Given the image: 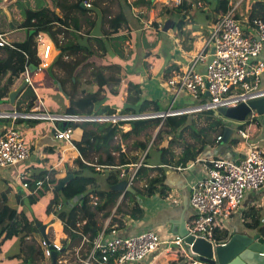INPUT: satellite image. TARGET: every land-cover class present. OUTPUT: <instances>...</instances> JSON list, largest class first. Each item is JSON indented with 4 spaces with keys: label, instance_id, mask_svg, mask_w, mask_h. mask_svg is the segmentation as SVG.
<instances>
[{
    "label": "crops",
    "instance_id": "0c3cea01",
    "mask_svg": "<svg viewBox=\"0 0 264 264\" xmlns=\"http://www.w3.org/2000/svg\"><path fill=\"white\" fill-rule=\"evenodd\" d=\"M218 1H204L203 11L198 12L193 19H190V16H188L184 20L186 25L183 30H180L177 28V24L181 22L178 19V15L167 14L166 10L170 8L157 5L152 0H98L99 4L95 10L94 0H86L81 6V10L77 8L79 0H0V34L4 35L6 41L11 44L30 43V50L26 58L32 66V69L29 66L32 86L19 96L16 104H10L8 101L9 95L0 100V131L6 124H14L22 132L25 143L31 150V158L25 163L20 164L16 168L0 169V181L8 188V193H6L8 204L12 208L25 210L30 218L40 220L45 218L51 222L52 216L48 217L47 206L54 197L53 193H46L44 197L38 198L34 205H30L27 199L29 195L27 190L21 188V191L14 192V176L16 175L17 177L19 173L25 172L28 175L30 174L29 177H33L37 174L53 171L54 179H57L59 182L69 174V171L79 170V165L76 163L78 158L88 166L97 163L98 160L106 159L105 150L98 143L94 145H88V142L82 144L81 148L85 151V155L82 156V153L77 148L56 140L54 137L55 127L64 129L68 122L82 124L87 131L100 134L101 130L108 124L117 123L121 119H127L124 117H108L104 113L94 115L93 117L72 116L68 114V109L71 107L70 95L78 94L80 96L97 89V85L91 76L93 72L91 64L95 63L101 66L107 65V62H109V65L110 63L122 65L124 69L120 73V76L124 79L128 78L119 87H106L109 93L102 107L109 106L120 110V107L122 108L126 104L129 81H133L138 83L142 91L141 101H154L157 104H161L166 111L169 110L174 102L173 106H179L181 112H184L188 107L200 108V101H197L198 105L193 103V101L189 100L187 93L180 95L176 99V93L165 82L169 78L166 75V70L169 67H173L172 72L184 71L189 66L191 57L198 51H201L205 44H207L211 37L212 29L218 23L221 16L224 15L217 13ZM243 1L237 0L234 2L230 0L229 7L230 10L234 11V17L246 28L247 23L250 21L252 8L258 2H261V0H245V3ZM85 3L93 5L90 12H83L87 8ZM25 7L34 11L43 8L56 10V13L60 16V20L53 24V32L57 33L55 34V39L59 45H78L75 47L76 50L78 49L75 54H71L70 56L67 54L62 55L59 45L51 37L52 41L48 34L32 37L30 33L33 30L23 27L26 21L23 15ZM111 11H117V15L123 11L128 21V24H123L120 29L121 32L118 35L106 33L110 29L109 21L112 17L109 15V12ZM117 15H114L113 18ZM169 18H171L170 21L174 30L168 31L165 29V22ZM215 20H217V23H215ZM203 28L206 32L200 34ZM147 29L155 31L156 34L153 36V39L159 42L161 40V48L159 46L157 55H153L151 51L145 49L136 40ZM248 32L249 34L252 33L250 30ZM186 34H189V38L192 39L191 42L187 43V47L191 45L189 50L184 47L185 40L188 38ZM206 36L207 39L205 38ZM30 38H32V43L28 41ZM119 38L121 40H118ZM45 45L52 46L50 53L52 64L49 69L41 68V64L44 61ZM1 49L0 60H5L8 57V52L6 48ZM86 49L88 52L89 50L93 51V56L90 57ZM182 49L183 51H181ZM60 59L63 64H70V67L67 68L65 66V69L59 66L57 63ZM258 60L264 62V50ZM255 64L256 62H253L252 67ZM72 68H74V71ZM196 71L203 73L204 67L199 65ZM68 73L70 76L73 74L77 79L74 78V82L71 81ZM104 73L110 75L108 70H105ZM78 79H81L82 82L78 83ZM23 80V76L19 80L15 79L14 84L10 87L11 92L16 90ZM60 81H64V83L62 84ZM110 90H113V92ZM115 91L118 94H114ZM260 91H264V72L262 74ZM104 94L106 95V93ZM155 114L153 107H151L144 115L146 116L144 118L154 116ZM209 116L214 119L209 124V128L215 122V117L223 122V119L215 113L214 115L208 114L206 119ZM190 119L193 120L194 117L191 116ZM223 126V128L218 129L219 134L216 138L210 136L211 129L205 133L207 136L200 135L202 140L206 142V147L198 144L196 140L192 142L197 143L198 148L203 150L197 160L187 167L162 165V153L158 148L163 145L160 146V142H158L156 148H152L148 153L146 159V163L148 164L146 167L151 170L148 172L151 177L159 174L156 169L162 168V174H164L165 178L164 183L168 187L170 195L168 197H159L157 195L153 197H140V203L145 211L143 220L139 222L130 220L125 229L121 231L116 230L113 234L106 232V229L111 224L116 208L107 207L105 210L100 211L95 218L96 225L91 226L92 231L97 233L96 238L107 240L110 237L132 236L152 229L159 231L164 237L179 235L178 229L180 228L181 221L184 220L187 224L194 215L190 205L191 186L205 175L211 160L218 158L243 159L251 148H258L264 151V124L258 118L252 123L247 122L243 125L245 126L243 131L248 135L246 139L240 134V129L233 126L234 129H237V135L234 134L230 141L237 140L236 145L230 144V141L226 144L223 142H220L221 144L217 143L218 136L224 134V122ZM132 128L133 125L131 124L120 126V135L115 139L113 145L115 146L119 143L128 158L140 156V161H143L144 155L148 150L142 152L141 149L136 147V143H144L147 135H151L152 140H154L160 127L155 129L152 134L149 131L152 130L151 128L139 134H131L129 137L123 138L122 135L132 130ZM82 134V129L74 130V140L81 142L83 139ZM151 145L152 142L149 143L147 149ZM166 145L167 142L164 146ZM173 151L175 152V159H179L183 149L179 153L176 152V149H173ZM113 156L118 157V153L113 152ZM112 175L108 172L107 174L98 176V178L105 176L108 178L110 184H115L117 181L114 176L111 177ZM140 183L143 186L144 181ZM12 194L15 202L14 205H11V201H13L11 200ZM122 196L119 199L118 205L124 199V196ZM175 200L178 201L177 204L174 203ZM42 201H45L47 205L43 204L40 207L38 203ZM97 202L98 200L92 202L90 205L94 208ZM263 202L264 188L259 192H249L246 194L239 211L235 214L232 221L237 216H240L241 220H243V212L252 207L260 209L263 215L264 208H258ZM35 206H37V209L34 211L33 208ZM92 210L94 211V209ZM92 210L90 209V212ZM107 211H111L112 213L106 219L103 215ZM262 219L264 220V216H262ZM244 226L247 232L239 231L234 226L233 228L229 227L230 234L237 232L246 234L252 231L260 233V230L254 229L253 226L245 225V223ZM6 242H1L0 245V264H5L6 258L10 261L18 256L5 254L3 247ZM184 254H186L185 250L159 249L142 264H188L189 259L180 262ZM21 256H24L23 252ZM35 264H47V259H37Z\"/></svg>",
    "mask_w": 264,
    "mask_h": 264
},
{
    "label": "trees",
    "instance_id": "16d2710c",
    "mask_svg": "<svg viewBox=\"0 0 264 264\" xmlns=\"http://www.w3.org/2000/svg\"><path fill=\"white\" fill-rule=\"evenodd\" d=\"M86 0H79L77 8L81 10L82 4ZM206 0H184L182 6L178 9H167L166 13L171 15H178V19H182L177 24V28L183 30L186 23L184 20L190 16L193 19L196 14L203 11V2ZM229 1L230 0H219L218 1V14L222 15L229 12ZM236 2L237 0H233ZM245 3V0L243 1ZM242 3V4H243ZM201 4V6L199 5ZM199 5V7H198ZM91 6H93L91 4ZM23 15L26 18L23 27L29 28L34 31L32 37L36 35H49L55 41V34L53 32V24L60 20V16L56 13V10L47 8L32 10L25 7ZM91 8L83 12H90ZM257 18H264V2H258L250 13V22ZM217 23V20H215ZM110 29L106 31L109 35H118L121 31L123 24H128L125 13L122 11L115 18L111 19ZM155 24V22H154ZM188 37L185 40L184 47L190 49L191 45L187 47V43L191 42L192 39ZM118 40H121L119 38ZM57 42V41H56ZM59 45V43L57 42ZM103 44V43H102ZM78 46V45H77ZM77 46H65L59 45L60 50L63 54L71 55L75 54L78 50L75 49ZM14 48H6L8 57L5 60H0V100L7 97L11 93L10 87L14 84L15 79H20L24 75L26 66H30V62L26 58V55L30 50V43H16L13 44ZM1 49V48H0ZM2 50V49H1ZM85 51V50H83ZM88 55L93 56V51L86 49ZM150 54V53H149ZM148 54V55H149ZM66 69L70 67V64H63L60 59L57 63ZM56 64V65H57ZM93 72L91 76L94 79L97 89L90 91L82 95L74 94L71 97V107L68 109V114L72 116L82 117H93L98 114H105L108 117H140L147 113V111L153 107V111L156 113L154 116L148 118L138 119H121L117 123H110L104 127L100 134L97 132H90L82 124L68 122L67 127L74 130L82 129V141L77 142L74 140L75 147L85 155V151L81 148L82 144L88 142V145L99 144L101 148L105 150L107 155L105 160H98L95 165L105 166L104 170L97 172L93 166H88L83 163L79 158L76 163L79 165V170L69 171V174H73L74 178L65 186L63 191H56L55 186L58 185V180L54 179V172H46L43 174H37L31 178H28L30 189L34 190L36 182L44 179L46 175H50V181L44 184V186L34 195L28 196L30 205H34L38 198L44 197L46 193L52 192L54 197L48 203L47 214L48 217L52 216L51 222L47 225V236L51 244H60L61 251L57 256V264H84L90 257L94 249V241L97 233H94L91 226L96 225V215L105 210L107 207L112 209L116 208V212L112 216V221L106 232L111 233L114 230L121 231L128 225V221H141L145 217V211L140 207L138 200L141 196L153 197L155 195L161 197H168L170 191L165 185V178L162 168L156 169L159 174L151 177L149 170L146 165V159L148 153L152 148H156L157 143L160 141H166L167 145L159 147L158 150L162 153L161 164L170 167H187L189 164L197 160L203 149L198 148V144H202L206 147V142L202 140L197 132L195 133L197 143H186L179 159H175V152L173 148L175 145L180 143L183 132L190 127L189 122L192 121L189 115L181 114L175 116H168L165 120L158 114L163 113L165 110L161 104H157L154 101H141L142 91L138 83L129 81V87L127 91L126 104L120 110L113 109L109 106L102 107L107 94L109 93L106 87H119L122 82L128 80L120 76L123 71V66L107 62V65L98 66L95 63L91 64ZM74 71V68H72ZM105 70L110 72V75L104 73ZM72 71V72H73ZM173 67H169L166 70V75L171 77ZM69 79L74 82V78L77 79L73 74L68 73ZM89 77V76H88ZM62 84L64 81H60ZM29 88V87H28ZM113 92V90H110ZM86 92V91H85ZM106 93V95L104 94ZM113 94V93H112ZM114 94H118L115 91ZM205 100L199 102L200 105L204 104ZM32 105V104H31ZM30 105V106H31ZM102 107V109H100ZM209 115H214L212 111H204ZM210 127L211 130H218L223 128L222 120L215 117ZM133 125L132 130L127 131L122 135L123 138L129 137L131 134H139L148 129H159L155 140L152 142V136L147 135L144 143L137 142L136 147L141 149L142 152L147 151L142 166L138 169L134 178V183H140L144 181L141 188L134 186L136 195L127 192L124 195V199L120 205H118L119 199L122 193H103L97 191L98 189V176L112 172L116 181L120 180L125 169H128L132 164L140 163V156H134L128 158L123 152L121 145H113L116 138L120 135V126ZM64 128V129H66ZM178 132L176 136H170L173 132ZM152 142L149 149L148 145ZM230 144L236 145L237 140H231ZM113 152L118 153V157L113 156ZM109 167V168H108ZM88 171L86 174L85 172ZM51 186V187H50ZM61 196L65 201L61 200ZM74 200H77L73 202ZM94 208L90 205L92 202L97 201ZM90 209L92 212H90ZM111 211H107L103 216L109 218ZM243 221L245 223L248 220L251 221V226L254 229H259L260 233L264 236V224L260 216V209L251 208L249 212H243ZM37 219L30 218L25 210H18L12 208L8 204L7 194L3 193L0 199V245L1 242L12 239L13 237H21L22 251L24 254V264H35L37 259H47V264H52V257L47 255L46 247L40 246L34 239V234H40L36 225ZM41 223V222H40ZM248 224V223H247ZM32 237L33 243H28L27 239ZM232 237L230 229L225 224H216L214 240L218 243L225 244ZM87 239V240H86ZM44 242V240H43ZM101 257L100 252L95 251L90 261L92 263L93 258L99 260ZM187 259L186 254L182 255L180 262ZM113 263V261H111Z\"/></svg>",
    "mask_w": 264,
    "mask_h": 264
},
{
    "label": "built area",
    "instance_id": "2783aa9c",
    "mask_svg": "<svg viewBox=\"0 0 264 264\" xmlns=\"http://www.w3.org/2000/svg\"><path fill=\"white\" fill-rule=\"evenodd\" d=\"M183 1L152 0L153 3L170 9L180 8ZM85 6L91 8L89 3H85ZM210 36L203 49L191 57L189 66L184 71L174 72L165 81L176 93V99L187 93L196 101L205 100V103L200 105L201 109L215 112L223 106L231 107L242 102L247 103L253 94L264 92H259L264 62L258 60L264 50V18L249 21L244 28L234 17V11L230 10L221 16ZM3 47L14 48L13 44L0 34V48ZM51 50V45H45L44 61L41 64L43 69L51 67ZM253 62L256 64L252 67ZM199 65L204 67L203 73L196 71ZM23 78L28 87H31L29 66H26ZM173 105L166 112L174 113L171 111ZM256 118H258L257 114L252 112L247 122L252 123ZM242 128L239 132L246 139L248 135ZM54 137L76 148L72 128L55 127ZM223 138L224 134L219 135L217 143L222 142ZM30 158L31 150L26 145L19 128L10 123L4 125L0 131V169L16 168ZM142 164L143 161H140L139 164L129 166L131 184H134V178ZM209 165L205 175L191 186L190 205L194 215L186 224V230L188 236L219 245L222 243L214 240L216 224H225L229 227V222L239 211L246 194L259 192L264 188V151L251 148L243 159L218 158L211 160ZM91 166L97 172L105 168L95 164ZM29 175L25 172L17 175L22 181V188L28 191V196H34L51 179L49 174L46 175L44 179L38 180L35 189L31 190L27 178ZM177 202L175 200L174 203ZM138 203L143 208L140 198ZM262 221L264 224V220ZM115 231L113 229L111 233ZM43 245L46 247L47 255L51 256L49 246L45 242ZM53 245L58 252L61 251L60 244ZM184 245L185 237L180 235L164 237L154 229L132 236L110 237L107 240L96 238L91 257L95 251L100 252L101 257L99 260L93 258L92 263L90 257L84 264H142L159 249L185 250ZM186 255L189 259L188 264H205L188 257L187 253Z\"/></svg>",
    "mask_w": 264,
    "mask_h": 264
},
{
    "label": "water",
    "instance_id": "95a60500",
    "mask_svg": "<svg viewBox=\"0 0 264 264\" xmlns=\"http://www.w3.org/2000/svg\"><path fill=\"white\" fill-rule=\"evenodd\" d=\"M34 31H31L30 35H33ZM32 66L30 65V69ZM28 88L26 81H22L20 86L9 94V102L11 105H15L19 96ZM209 97V93L206 94ZM255 112L258 120L264 124V92L253 94L249 101L242 102L237 106H223L216 110L214 113L223 119L225 124L223 143L226 144L230 141L231 137L236 134L237 129H241L244 124L247 123L248 116ZM179 114L164 112L158 114L165 120L168 116L180 115ZM140 117H124L127 119H138ZM122 118V117H120ZM115 119V118H111ZM233 126L236 128L234 129ZM74 178L73 174H68L65 178L61 179L57 186L56 191H63L65 186ZM98 184L100 185L97 191L103 193H119L123 196L127 193H133L136 195L131 181H130V169H125L123 176L115 184H110L108 178L101 176L98 178ZM122 196V197H123ZM39 233L41 234L46 245L51 250L52 264H57V256L59 252L56 247L50 243L47 236V225L42 224L39 221L36 222ZM178 234L185 237V251L188 257L204 262L205 264H264V236L261 233L249 232L246 234L235 233L225 244L214 245L213 243L195 238L194 236H188L186 230V222L181 221Z\"/></svg>",
    "mask_w": 264,
    "mask_h": 264
},
{
    "label": "rangeland",
    "instance_id": "374dc122",
    "mask_svg": "<svg viewBox=\"0 0 264 264\" xmlns=\"http://www.w3.org/2000/svg\"><path fill=\"white\" fill-rule=\"evenodd\" d=\"M94 6H95V8H94V10L96 9V7L98 6V4H99V2H98V0H94ZM117 11H111V12H109V15L113 18L114 17V15H117ZM108 18V17H107ZM111 18V19H112ZM170 19L171 18H169L166 22H165V19H164V22H165V29L166 30H174V28H173V25H172V22L170 21ZM110 20V19H109ZM108 20V21H109ZM179 21H182V19H179ZM110 22V21H109ZM165 30V31H166ZM204 32H206L205 31V29L203 28V30H201L200 31V34L201 33H204ZM155 31L154 30H145L144 31V33H143V35L141 36V37H137L136 38V40H137V42H139L145 49H147L148 51H151L152 52V54L153 55H157L158 54V52H159V46H160V48H161V40H160V42L159 41H157V40H155V39H153V36H155ZM199 34V35H200ZM49 36V35H48ZM50 37V36H49ZM198 37V36H197ZM51 38V37H50ZM206 39H207V36L205 37ZM52 39V38H51ZM29 42H31L32 43V38H30L29 40H28ZM52 41H53V39H52ZM181 41V40H180ZM206 41V40H205ZM204 41V42H205ZM204 42H202V43H204ZM206 43V42H205ZM181 51H183V49L181 50ZM156 62V61H155ZM156 64V63H155ZM77 82L78 83H81L82 82V80L81 79H78L77 80ZM188 96V98H189V100L190 101H193V103H196L197 105H198V103H197V101L195 100V99H193V97L191 96V95H187ZM9 101V100H8ZM196 105V106H197ZM192 106V105H191ZM200 106V105H199ZM180 107L179 106H173V108H172V112H174L175 114H179V111L181 110V109H179ZM204 110L203 109H201V108H197V107H188V109H185V111L184 112H182V114H186V115H189L190 117L192 116V117H194V119L192 120V121H190L189 122V124H190V127H188L184 132H183V134H182V138L179 140L180 141V143L178 144V145H175L174 146V148L173 149H176V152H181V150L184 148V145L186 144V143H192V142H194L195 140H196V136H195V133L194 132H197L199 135H203V136H207V134H205L206 132H208V131H210V128H209V124L212 122V120H214L211 116H209V118H207L206 119V116L208 115H206V113H204L203 112ZM181 112V111H180ZM181 115V114H180ZM242 129H245V126H243V128ZM150 131V133L152 134L153 133V131H154V129H152V130H149ZM178 132L179 131H176V132H173V133H171V135L170 136H176V135H178ZM219 134V132H218V130H212L211 132H210V136L211 137H217V135ZM235 135H237V134H235ZM24 138V137H23ZM25 140V139H24ZM155 140V139H154ZM154 140H152V142L154 141ZM182 143V144H181ZM166 144V141H160V146H164ZM221 144V143H220ZM145 154V153H144ZM146 155V154H145ZM144 155V156H145ZM143 156V155H142ZM86 174L88 173V171H86L85 172ZM109 174H113L112 172H109ZM114 175H112L111 177H113ZM27 178H30V177H27ZM13 190H14V192H19V191H21L20 189L22 188V181H20L17 177H16V175L14 176V180H13ZM18 183H19V185H18ZM132 186L134 187V186H137V187H141L142 186V183H134V184H132ZM7 190H8V188H7V186L3 183V182H1L0 181V196H1V193H8L7 192ZM142 197V196H141ZM0 199H1V197H0ZM11 200H13V201H11V205H14L15 204V202H14V199H13V194H12V196H11ZM61 200H63V201H65L64 200V198L61 196ZM75 201H77V200H74L73 202H75ZM47 205V203L45 202V201H42V202H40V203H38V205L41 207L42 205ZM252 208H255L256 209V207H252ZM258 208H264V202L261 204V206H258ZM34 211L37 209V206H35L34 208ZM251 208H249V209H247V210H245L246 212H249V210H250ZM46 210V209H45ZM244 211V212H245ZM260 216H261V218H262V216H264V214L262 215V213L260 212ZM263 220V219H262ZM37 221H39V222H41V223H48V222H50V220L48 221L47 219H37ZM251 221L252 220H248V224L247 223H245L243 220H241V217L240 216H237L233 221H230L229 222V227L230 228H233L234 226H236L237 227V229L239 230V231H244V232H247V231H245L246 229L244 228L245 226H244V223H245V225H249V226H251ZM36 236V237H35ZM34 236V238H36L35 240L38 242V244L40 245V246H43V238H42V236H41V234H38V235H35ZM32 237H30L29 239H27V242L28 243H33V241H32V239H31ZM22 243H21V237H13L12 239H9V240H7V242L5 243V245H4V251H5V254L6 255H13V256H15V255H18L15 259H12V260H8V258H6L7 260H5V264H24V261H23V258H24V256H21L22 255V245H21ZM30 264H32V263H30Z\"/></svg>",
    "mask_w": 264,
    "mask_h": 264
}]
</instances>
